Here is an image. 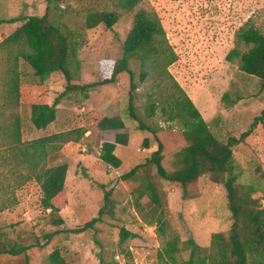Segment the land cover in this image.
Masks as SVG:
<instances>
[{
  "label": "rangeland",
  "instance_id": "374dc122",
  "mask_svg": "<svg viewBox=\"0 0 264 264\" xmlns=\"http://www.w3.org/2000/svg\"><path fill=\"white\" fill-rule=\"evenodd\" d=\"M52 18L72 33L76 58L79 62V80L73 84H91L100 79V67L107 61L120 59L121 44L131 27L138 10L155 11L161 21L166 39L176 54V61L168 67L169 74L189 96L195 107L212 130L238 136L264 109V88L257 81L243 75L239 59L227 62L225 57L235 47V34L245 25L254 26L264 35V0H143L134 10L124 12L115 7V0H61ZM46 0H0V19L45 14ZM118 10L119 20L110 29L99 25L87 30L83 21L88 11ZM22 22L0 25V41L13 32ZM241 47L240 51H245ZM137 81V62H129ZM0 61V103L4 81ZM21 102L17 113L21 120L22 141L34 140L65 129L86 126L91 131L77 144L64 145L61 151L48 159V167L68 166L65 181L67 203L54 217L62 224L52 226L48 211L40 206V189L34 181L10 189L8 180L0 177V206L14 197L17 201L7 209H0V241L25 242L42 246L23 256H0V264H45L47 256L58 249L67 264H99L112 258L120 264H167L158 259L157 253L166 239L177 236L180 241L192 239L202 248H208L211 235L226 233L230 226L225 190L212 183L207 175L201 176L187 189V196L179 185L159 181L156 170L151 174L159 181L166 195L164 217L165 233L148 225L143 213L151 208L148 202H136L133 185H126L121 175L142 163L156 149L152 137L138 131L127 117V87L129 75L123 73L117 82L92 94L88 101H74L71 106H58L57 120L44 130H35L29 121V109L34 104L51 105L65 89L63 77L52 73L41 81L33 70L20 62ZM152 80L140 84L137 93L150 89ZM85 101V102H84ZM84 102V103H83ZM90 111L101 115L121 113L128 135L127 145H118L115 155L120 159L119 169H101L97 163L101 142L113 139L112 132L98 133L93 119L88 122ZM159 114L154 118L163 126ZM264 122V121H263ZM63 123H65L63 125ZM178 127V123L173 122ZM66 127V128H65ZM87 136V137H86ZM149 139L145 149L141 143ZM3 150H0V156ZM241 173V181L264 175V129L260 123L252 129L244 143L232 149ZM0 173L7 175V167L0 166ZM106 186L114 199L113 217H105L92 228L77 232L96 217L103 204ZM257 193L254 197H260ZM264 203V200L262 201ZM149 213V212H148ZM119 228H124L135 238L119 245ZM46 236L50 238L47 239ZM127 251L124 258L120 253ZM187 253L182 257L186 259Z\"/></svg>",
  "mask_w": 264,
  "mask_h": 264
},
{
  "label": "trees",
  "instance_id": "16d2710c",
  "mask_svg": "<svg viewBox=\"0 0 264 264\" xmlns=\"http://www.w3.org/2000/svg\"><path fill=\"white\" fill-rule=\"evenodd\" d=\"M182 1V0H172ZM45 14L0 19L3 23H22L2 41H0V61L3 65L4 81L0 103V166L7 167V175L0 177L8 180L5 185L15 189L28 181H34L40 189L39 206L48 211L52 226L62 224L60 217H54L67 203L65 181L68 166L60 164L48 167V159L59 153L64 145L77 144L90 130L84 125L49 134L34 140L22 141L21 120L17 108L21 102L20 62L27 64L41 81L52 73L60 74L65 82L64 91L51 105L32 104L29 109V121L35 130H44L55 121L59 105L71 106L80 99L88 101L92 94L112 85L123 73L129 75L127 87L128 114L135 128L149 134L156 149L145 160L121 175L126 185H133L132 193L136 202H148L151 205L143 213L148 225H154L159 233H165L166 221L164 209L166 195L161 182L179 185L183 195L187 196L188 187L204 175L217 186L225 190L230 226L226 233L211 235L208 248H202L192 239L180 241L171 236L163 243L157 257L167 264H264V175L241 181V173L232 149L244 143L252 129L260 123L264 129V109L250 126L238 136L222 135L212 130L202 118L189 96L168 72V67L176 61V54L169 45L161 21L153 10H138L131 21V27L122 41L120 59L107 61L101 65L100 79L91 84H73L79 80V62L76 47L70 33L61 27L51 10L58 8L61 0H46ZM143 0H115V7L124 12L134 11ZM118 10L88 11L83 21L84 28L92 30L99 25L110 29L119 20ZM235 47L225 60L239 59L238 70L248 78L258 82L264 88V35L254 26L245 25L235 34ZM245 47V51H240ZM137 62L139 73L137 81L129 68V62ZM152 80L148 90L137 93L138 86ZM84 101V102H85ZM72 102V103H71ZM83 102V103H84ZM61 105V106H62ZM159 114L163 126L154 121ZM88 122L93 119L94 129L100 133L112 132V141L105 139L100 144L97 163L101 169L111 167L119 169L120 159L115 155L118 145H127L128 135L121 113L109 117L90 111ZM178 123V127L172 123ZM141 145L148 149L149 139H143ZM156 170L159 181L151 174ZM103 189V204L96 217L89 220L77 232L92 228L105 217H113L114 199L106 186ZM260 193V197H254ZM17 199L10 198L1 202L0 209L5 210ZM149 212V213H148ZM49 239V236H46ZM135 238L124 228H119V245ZM42 246L26 245L23 242L5 243L0 241V256L10 258L23 256L27 262V252ZM184 253L188 256L182 257ZM124 258L127 251L120 253ZM45 264H67L61 252L54 249L46 258ZM99 264H120L112 258L105 262L100 257Z\"/></svg>",
  "mask_w": 264,
  "mask_h": 264
},
{
  "label": "crops",
  "instance_id": "0c3cea01",
  "mask_svg": "<svg viewBox=\"0 0 264 264\" xmlns=\"http://www.w3.org/2000/svg\"><path fill=\"white\" fill-rule=\"evenodd\" d=\"M60 107H63V106H60ZM104 116H107V117H109V115H104ZM57 120V116H56V118H55V121ZM65 123H63V125H64ZM66 128V127H65ZM65 130H67V129H65ZM65 130H62V131H65ZM57 132H60V131H57ZM86 134H88L89 135V132H87ZM85 134V135H86ZM87 137V136H86ZM113 139H107V141H112ZM71 144H73V143H69V144H67V145H71ZM69 171V170H68Z\"/></svg>",
  "mask_w": 264,
  "mask_h": 264
}]
</instances>
